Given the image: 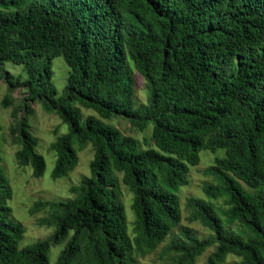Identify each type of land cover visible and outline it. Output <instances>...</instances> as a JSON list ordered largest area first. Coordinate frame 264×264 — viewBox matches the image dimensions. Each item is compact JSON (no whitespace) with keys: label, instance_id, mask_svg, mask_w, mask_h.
Returning <instances> with one entry per match:
<instances>
[{"label":"trees","instance_id":"obj_1","mask_svg":"<svg viewBox=\"0 0 264 264\" xmlns=\"http://www.w3.org/2000/svg\"><path fill=\"white\" fill-rule=\"evenodd\" d=\"M56 56L69 67L59 97L51 81ZM4 62L26 74H5L8 90L25 89L9 125L16 163L31 165L34 177L45 166L26 120L31 102L67 126L48 146L51 177L77 164L75 144H90L92 158L70 196L34 202L29 213L43 211L36 223L53 231L22 248L24 228L10 217L11 191L0 170V264H48L49 246L63 240L56 264H134V254L169 234L163 252L173 254L170 264H193L211 245L206 264L229 254L237 264H264V0H0ZM134 71L144 80L145 102L135 98ZM75 104L98 116L81 122ZM117 116L140 131L150 123L152 146L101 120ZM220 148L224 155L203 169L213 182L202 191L224 198L225 208L194 196L185 203L188 221L211 231L201 238L179 223L175 191L187 184L201 150ZM118 173L132 194L133 236Z\"/></svg>","mask_w":264,"mask_h":264},{"label":"rangeland","instance_id":"obj_2","mask_svg":"<svg viewBox=\"0 0 264 264\" xmlns=\"http://www.w3.org/2000/svg\"><path fill=\"white\" fill-rule=\"evenodd\" d=\"M51 81L56 89V97L62 95L69 67L62 56H56L51 59ZM10 73L14 76L20 74L22 79L26 74L22 65H16L11 62H4L0 66V170L4 175L7 184L10 187L11 196L7 200L10 207V217L18 221L24 228L22 237L17 242L18 248L29 245L39 239L45 238L52 231L53 227L38 225L36 218L44 215L43 211L37 212L35 215L29 213V209L34 202L38 200H57L70 196L69 187L78 183L81 175H89L88 163L92 158V148L90 144L77 149V164L66 176L53 178L51 171L54 165L53 152L48 146L55 138L67 131V126L53 112L44 111L39 103L31 102L33 111L26 116L27 123L30 126L32 134L37 138L36 151L44 158V170L40 177H34L31 165L19 166L14 158V151L19 146L11 141L9 133V125L13 122L14 117L12 110L15 106L21 104L25 96V89L22 87H14L8 90V84L5 81V74ZM135 98L138 102H145L147 98V89L143 78L134 71ZM9 95L11 102L7 105L2 103L4 96ZM81 113V122L87 115L98 116L92 109L84 108L75 104ZM17 116H22V111H18ZM106 123L120 129L123 133L133 136L137 139L140 147L146 148L152 146L150 140L151 124L148 123L143 130H138L123 117H112L110 119H102ZM224 150L217 149L215 152L201 150L199 152V161L196 165L189 166L187 173V184L177 188L175 193L179 198L180 224L188 225L193 228L197 235L201 238L207 237L211 231L202 226L199 222H190L187 219L188 209L186 208V200L190 196L203 198L205 201L214 205L218 210L225 208L224 198H209L202 191L204 183H211L213 179L209 175L203 173V169L213 163L214 158L223 156ZM119 179V188L121 192V202L123 203L126 230L130 236H133V212L131 210L132 194L124 184L120 182V173L117 174ZM219 213V212H218ZM220 215V214H219ZM177 231V226L172 228V233ZM171 234L166 236L153 250L143 255L134 254V264H170L171 253H164V247L169 242ZM66 240L60 241L49 246L47 251L48 264H56L57 256L63 249ZM215 250V246L207 247L200 255L196 256L193 264H206L208 255ZM239 258L229 254L220 264H237Z\"/></svg>","mask_w":264,"mask_h":264}]
</instances>
